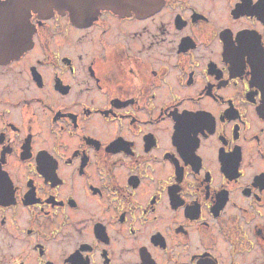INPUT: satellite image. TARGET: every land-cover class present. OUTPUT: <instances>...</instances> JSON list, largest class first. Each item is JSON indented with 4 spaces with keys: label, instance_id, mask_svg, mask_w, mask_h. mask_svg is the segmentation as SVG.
Returning a JSON list of instances; mask_svg holds the SVG:
<instances>
[{
    "label": "flooded vegetation",
    "instance_id": "1",
    "mask_svg": "<svg viewBox=\"0 0 264 264\" xmlns=\"http://www.w3.org/2000/svg\"><path fill=\"white\" fill-rule=\"evenodd\" d=\"M30 21L0 48V264H264V0Z\"/></svg>",
    "mask_w": 264,
    "mask_h": 264
},
{
    "label": "water",
    "instance_id": "2",
    "mask_svg": "<svg viewBox=\"0 0 264 264\" xmlns=\"http://www.w3.org/2000/svg\"><path fill=\"white\" fill-rule=\"evenodd\" d=\"M162 3L163 0H2L0 48L7 49L11 56H17L30 45L34 31L30 21L33 13L39 17H47L54 10L69 13L73 23L85 26L103 10L125 15L132 10H156Z\"/></svg>",
    "mask_w": 264,
    "mask_h": 264
}]
</instances>
